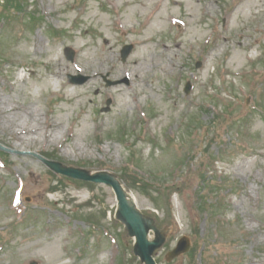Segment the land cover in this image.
I'll return each instance as SVG.
<instances>
[{
  "label": "rangeland",
  "instance_id": "374dc122",
  "mask_svg": "<svg viewBox=\"0 0 264 264\" xmlns=\"http://www.w3.org/2000/svg\"><path fill=\"white\" fill-rule=\"evenodd\" d=\"M153 1L134 0L146 8L131 12L126 0H20L24 16L0 6V108L35 129L15 141L0 118V145L12 151L0 156V264H141L113 218L111 188L58 175L30 152L123 174L165 233L158 264H264V0ZM158 10L139 47L143 20ZM125 43L133 48L122 61ZM67 74L89 77L72 84ZM201 161L207 177L231 182L216 216L197 206ZM155 181L166 187L157 208ZM182 235L189 251L167 261Z\"/></svg>",
  "mask_w": 264,
  "mask_h": 264
},
{
  "label": "water",
  "instance_id": "95a60500",
  "mask_svg": "<svg viewBox=\"0 0 264 264\" xmlns=\"http://www.w3.org/2000/svg\"><path fill=\"white\" fill-rule=\"evenodd\" d=\"M131 46H126L122 50L123 59L129 53ZM82 82V80H79ZM189 86H187L186 91H188ZM42 161H44L50 168L55 170L56 172L80 178L84 180H91L94 182H104L110 184L115 190L116 197L119 202V209L117 212V216L120 220H122L129 230L130 235H134L136 237V244L134 247V252L140 255L141 259L146 262V264H154L153 260L150 257L152 251L160 246L163 241L161 236L154 241L149 243L147 241V233L150 228H153L151 220L144 218L132 205H130L126 199L125 192L121 188L119 182L115 179V177L109 173H97L94 175H90L85 170L75 169L71 167H63L60 163L48 161L38 155H36ZM155 233H158V230L153 228ZM188 240L187 238H182L178 243V246L169 253V258L180 254L188 249ZM30 264H37L36 262H30Z\"/></svg>",
  "mask_w": 264,
  "mask_h": 264
},
{
  "label": "bare ground",
  "instance_id": "6f19581e",
  "mask_svg": "<svg viewBox=\"0 0 264 264\" xmlns=\"http://www.w3.org/2000/svg\"><path fill=\"white\" fill-rule=\"evenodd\" d=\"M127 2H131V7H129V10L131 11V12H134L135 11V9H138V7H142V8H146V6H145V4L144 3H141L140 5L139 4H137V5H135V4H133L134 3V0H126ZM148 2H150V1H153V0H147ZM155 1V0H154ZM153 1V2H154ZM173 3H176V4H182L183 3V0H173ZM147 11V10H146ZM145 11V12H146ZM142 13H144V11L142 12ZM142 13L140 14V15H142ZM160 14V12H159V10L155 13V15L152 17V19H151V21L150 22H152V20H154L155 19V17H157L158 15ZM150 22H147V21H143V24H142V26L144 25V29H143V35H139L137 38H135L136 39V44L139 46V47H141L142 45H145L148 41H150L151 40V37H150V34H149V32H151V26H154V24L153 23H151V24H153V25H151L150 27H149V24H150ZM141 26V25H140ZM121 29H122V31L124 32V33H127V32H134V33H137L138 32V30H139V28L138 27H135V26H133V25H130V26H128V27H126L125 25H122L121 26ZM137 57V53H135V55H134V58H136ZM86 71H88V72H90V73H92L93 74V76L91 75V78H90V80L93 82V81H96V79L98 78V75H99V69L98 68H94L93 66H89L87 69H86ZM123 73H124V70L122 69V68H118V69H115V74L117 75V76H122L123 75ZM134 78V77H133ZM4 101H2L1 102V100H0V104H4L3 103ZM29 109L27 110V112L26 111H23L26 115H29ZM31 113V112H30ZM15 114H12V112H11V110H9V109H1L0 108V118L1 117H4L2 120H3V122H4V124H6L5 125V129H6V131H7V133L11 136V139H13V140H15V141H20L21 142V140L23 141V139H24V136L23 135H21V134H19L20 133V130L21 129H24L25 130V132H26V135L27 136H31V135H33L34 133H35V129L33 128V127H24V128H21V126L19 125V116H14ZM24 119V118H23ZM37 120V115H34V117H33V120ZM25 120L23 121V124L25 125ZM22 123V122H21ZM23 125V126H24ZM55 126V125H54ZM54 126H53V124H52V122H50L49 123V126L48 127H50L51 128V130H50V132L49 133H51L53 130H54V133L56 134V136H57V138H58V136H59V134H61V136H62V133L61 132H59L60 131V129L59 128H54ZM21 136H23V138L20 140V138H21ZM54 138H56V137H54ZM127 196H128V199H129V201L131 202V203H134L135 201H134V196L131 194V193H128L127 194ZM52 255H53V258L54 259H56V260H58L59 258H60V255H58V254H55V253H52ZM258 262H260V261H258ZM258 262H256V264H259Z\"/></svg>",
  "mask_w": 264,
  "mask_h": 264
},
{
  "label": "trees",
  "instance_id": "16d2710c",
  "mask_svg": "<svg viewBox=\"0 0 264 264\" xmlns=\"http://www.w3.org/2000/svg\"><path fill=\"white\" fill-rule=\"evenodd\" d=\"M20 0H3V4L5 8L14 7L19 8L20 6Z\"/></svg>",
  "mask_w": 264,
  "mask_h": 264
}]
</instances>
